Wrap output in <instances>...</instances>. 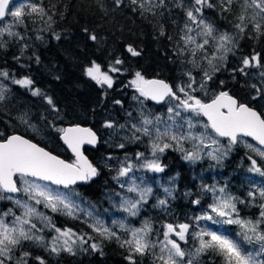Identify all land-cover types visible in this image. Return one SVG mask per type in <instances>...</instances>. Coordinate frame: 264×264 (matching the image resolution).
<instances>
[{
	"label": "trees",
	"instance_id": "1",
	"mask_svg": "<svg viewBox=\"0 0 264 264\" xmlns=\"http://www.w3.org/2000/svg\"><path fill=\"white\" fill-rule=\"evenodd\" d=\"M28 1L29 4L36 3L42 6L46 15L25 16L23 25L16 24L17 33L23 37L22 39L6 34L1 38L0 68L6 70L12 77L26 75L33 84L26 88L10 81L12 84L10 98L5 105H0V138L17 131L69 158L71 154L61 142L58 130L67 123L90 124L100 137L96 146L86 145L84 150L97 166V175L69 188H76L81 196L96 202L98 210L101 209L102 213L109 208L104 202L105 190L111 188L115 190L117 185L109 178L107 165L101 162V155L106 150L100 131L103 127L101 121L107 117L109 111L118 112L116 101L126 99L130 91V87L126 86L128 77L137 72L145 78L159 76L165 78L176 89L175 84L187 78L189 73L196 74L195 77L203 74L201 68L203 65L192 62L195 57L183 48L181 23L185 12L176 6L177 0H164L163 5L159 4L160 0H137L136 4H133L132 0H121L120 4H117L116 0ZM150 2L151 7H146L145 5ZM210 2L214 7L206 8L205 12L219 27L232 32L238 38L239 45L237 53L228 55L218 70L208 72L212 78L207 81L210 87L233 93L239 101L257 107L264 115L256 99L240 86L243 84L244 74L239 71L240 62L243 61L240 59L242 54L249 59L258 54L261 67L264 69V25L258 32L253 26L254 22L246 21L247 27L241 32L235 27V24L240 23L237 17L242 12L241 0H236L231 10L227 12L221 10L220 0ZM141 3L144 4L143 8L140 7ZM24 5L27 11L28 3ZM251 15L249 11L248 16ZM93 35L96 37L95 40L91 39ZM129 47L139 55L133 56L128 51ZM116 59L123 63L115 65ZM93 61L100 64L102 70H108L110 65L120 69L119 72H110L114 77L111 88L107 85H98L86 75V69ZM35 89H39L41 94L33 95L32 91ZM212 96L200 99L207 100ZM48 98L53 102L51 105L47 102ZM148 100L150 104L161 105L167 99L160 103ZM7 108H13V112H7L5 110ZM24 110L27 112V119L37 120L41 125L39 126L41 131L50 133L51 139L57 140L56 144L40 138L22 123L18 113L22 114ZM180 154L174 150L163 156L166 172L175 170L178 174L176 193L164 207L158 206L152 197L148 198L142 203L137 215L140 222L149 221L159 228L160 232L167 223L191 224L194 221L192 215L199 205L193 203L196 198L191 193L195 192L204 174L206 179L213 178L214 173L228 181L237 180L235 176L237 172L231 174L229 171L230 167L234 166V160H237L236 152L229 158L232 164L227 162L228 168L222 172L210 170V175L206 172L203 175L200 173L201 162L192 167V164H188ZM194 173L198 174L199 180ZM230 188L236 191L232 184ZM185 189H190L191 195L184 193ZM199 197L204 198L202 200L204 202L207 196L200 194ZM51 213L55 220H60L59 223L82 228L77 219L64 214L60 216L59 212ZM132 221L136 222V216ZM84 223L88 232L95 233L92 232L89 223ZM155 227L153 231L157 230ZM112 231L115 232V229ZM117 235L120 240L108 239L96 232L93 239L99 243L98 250L89 248L72 252L61 251L58 255H53L45 248L27 241V249L31 253L29 264H39L36 257L42 258L44 264H130L127 259L129 250L127 246H121L123 240L128 238L122 232ZM196 243L189 238V242L187 244L182 242V246L187 249ZM153 252L158 253L156 249H150L142 256L136 254L134 258L137 264H159L154 259ZM199 260L207 264L222 261L212 252L202 254L198 258V264H201Z\"/></svg>",
	"mask_w": 264,
	"mask_h": 264
},
{
	"label": "snow or ice",
	"instance_id": "2",
	"mask_svg": "<svg viewBox=\"0 0 264 264\" xmlns=\"http://www.w3.org/2000/svg\"><path fill=\"white\" fill-rule=\"evenodd\" d=\"M235 2L236 0H220L221 10L224 12L230 11ZM116 3L120 4L121 0H116ZM132 3L136 4L137 0H132ZM11 4L12 0H0V21L10 15L14 18L15 24L23 25L25 16L35 14L43 17L46 15L45 9L36 3L28 4L27 11H25L23 3L16 5L14 9L10 7ZM160 4L163 5L164 0H160ZM176 6L184 10L187 21L190 22L184 26L186 31L182 39L185 45H195L190 50L193 56L196 55L197 51L205 52L206 46L212 41L218 42L217 51H231L227 45L232 43V37L226 32L220 34L219 37L214 36L215 29L213 25L204 19V10L214 7L210 0H190L188 5L180 0V3ZM140 7L143 8L144 4L141 3ZM241 7L242 12L237 17L240 23L235 24V27L243 32L247 27L246 21L254 22L253 26L259 32L262 25H264V0H242ZM249 10L252 12L250 17L248 16ZM191 25L196 27L193 28ZM11 28L12 25L0 27V37L6 34L9 37L23 38L19 33L13 32ZM197 29H200V31H197ZM192 33H195V35ZM197 37H201L202 42H197ZM91 39L95 40L96 37L93 35ZM128 51L133 56L139 55L132 47H129ZM122 63L123 61L120 59L115 60V65ZM208 63L211 65L212 60L209 59ZM242 63L243 67L239 69L241 73H245V69L248 67H261L258 54L252 56L251 59L248 57L243 58ZM115 65H110L108 71H103L101 65L93 61L91 66L86 69V75L98 85H107L111 88L113 78L109 75V72L120 71ZM188 75L190 82L178 86L176 89L163 80H145L139 72L135 74V79L130 82V86L134 87L141 97L157 103L167 99L169 103L167 119L171 121V123H168L162 120L160 116H156L153 120L141 113L143 117L142 126L137 127L134 124L133 128L137 132L142 131L145 136L153 137L154 134V139L151 143L152 159H147L144 153H137V160L142 161L139 167L152 172L164 171V166L159 162L157 154L173 147V144L163 142L164 138L173 141L175 146L182 152L185 151L183 141H198V145H193L195 150L186 152L183 157L185 160L195 161L201 158V146L212 149L207 152L209 157L214 160L220 159L217 153L221 152V148L218 146L219 141L215 137L228 138L229 148L240 142L241 136L251 137L261 147H255L252 144H247L246 147L264 160V116L247 105L239 103L227 92H220L210 102H204L193 95V92L196 91L193 87L195 78L190 73ZM260 75L264 77V72H261ZM0 76L7 78L9 73L6 71L0 72ZM204 76L209 80L212 78L208 72H205ZM12 82L26 88H30L33 84V81L29 78L15 79ZM200 87L203 88V85ZM32 94L40 95L41 93L39 89H35ZM3 99L4 86L0 84V100ZM173 101H175L174 104ZM47 102L50 105L53 103L51 98H48ZM181 110L192 113L197 117H206L207 123L203 125L205 132L193 135L191 129L195 125L190 118L185 120L189 131L186 134L180 132L183 125L177 123L176 118L184 119L181 117ZM20 119L27 123L23 117ZM112 126L111 123L106 124V127ZM209 129L215 136L209 133ZM60 131L63 133L64 143L75 154L76 160L74 163L58 158L20 135H11L0 140V200L11 201L16 208L22 210L19 215L11 208L0 213V264H6V262L8 264H29L31 253L23 251L16 255V250L21 248L25 241L43 244L44 238L36 234L37 231H42V229H37V224L33 222L34 219L39 220L45 226L51 227L57 233L51 242L50 250L53 253H59L61 250L72 252V246L77 241L81 244H88L91 239L89 237L86 240L82 235L77 236L71 229L61 230L55 227L51 219L39 212L36 207V205L43 204L45 208H50L53 212L60 210L62 207L68 216H74L76 210L86 211L79 208V205L71 199L72 196L77 195L76 193L71 190L68 193L54 191L50 185H62L65 189H69V186L75 185L78 181H87L97 175V169L88 162L81 152V145L84 143L94 144L96 136L90 129L79 127L60 129ZM213 145H217V147L212 148ZM119 147L123 148L124 145L121 144ZM223 154H226V152ZM248 159L251 162L248 171L264 177V169L258 165L257 160L253 159L252 156H249ZM125 160H127V157ZM135 167L136 165L132 163L124 164L118 169V175L114 179L129 177ZM17 178L20 183H18ZM130 179L131 183L128 184L127 191L138 194V199L124 198L119 207L129 216L135 217L139 214L142 203L146 202L152 194V188L148 186L141 187L136 183L135 177ZM41 181L45 183H41ZM121 187H125L124 182L121 183ZM206 191L213 193V202L208 205L210 212L205 211L202 215L193 217L196 227L199 228L198 231H190L192 225L189 223L175 225L167 223L163 225L162 232H157V237L162 235L163 238L153 241L150 239L153 228L148 221H145L142 227L129 228L123 220H114L113 224L115 226L125 232H130L131 238L123 240L121 244L122 247L127 246L129 250L130 254L127 259L130 264H137L134 258L136 254L142 256L150 249H158V253L153 252V255L159 264H198V258L209 252L219 256L223 264H264V203L259 205L261 211L257 219H244L240 217L237 208V203H244L243 200L226 193L223 187L218 190L214 187H206ZM21 192L24 193L27 200H22L13 195ZM164 192L169 196L171 195L169 188H164ZM257 195L261 200H264V187H257L256 191L248 192V196L253 201H255ZM29 201H34V204L29 203ZM193 203L199 204L200 200H194ZM166 205V199L158 200V206L164 207ZM86 214L92 216L91 212H86ZM7 217H12V219L9 221L6 219ZM200 221H210L211 224L219 226L234 224L239 226L240 231L235 234L236 238H233L226 230H212L207 226H201ZM89 227L100 236L120 240L117 233L106 227L100 219H95V223L90 224ZM74 237L75 239H73ZM189 237L198 244L194 252L186 251L181 246V242L184 244L189 242ZM90 247L92 250H98L99 246L92 243ZM36 259L39 260V264H44L42 258L36 257Z\"/></svg>",
	"mask_w": 264,
	"mask_h": 264
},
{
	"label": "rangeland",
	"instance_id": "3",
	"mask_svg": "<svg viewBox=\"0 0 264 264\" xmlns=\"http://www.w3.org/2000/svg\"><path fill=\"white\" fill-rule=\"evenodd\" d=\"M178 3H180V0H177ZM242 2V0H241ZM25 4L28 3V0H14L12 1V4L10 5L11 8L14 9L16 5L19 4ZM156 2H154L155 4ZM183 3L185 5H188L190 2L187 0H183ZM152 2L146 4V7H151ZM160 4V3H159ZM184 11V10H183ZM251 12V10H249ZM252 14V12H251ZM250 17V16H249ZM183 22L181 23L182 27V37L185 35V24L190 23L187 21L186 16H182ZM204 19L206 22L210 23L213 25L215 32L214 36L219 37L220 34L222 33H228L232 37V43L227 45L231 49V51L224 52L223 50L217 51V41H212L208 46H206V51L201 52L197 51L196 55L193 56L195 58L192 59V62L198 65H203L201 68H203V74L202 76L195 77L196 74L191 75L192 77L195 78V84L193 85L194 88L196 89L195 92H193V95H196L198 98L205 97V96H212L215 95L216 92H218L221 88L216 89L210 87L208 83V79L205 78L204 73L209 72L210 70L214 71V69H218L221 65V63L226 59L228 55H233L237 53L238 49V38L232 33L227 31L224 28L219 27L216 22L213 21L212 18L208 16V14L204 10ZM9 25H12L11 30L13 32H17L18 29L15 27L16 24L14 23V18L11 17L10 15L6 16L3 21H0V27H7ZM193 28H195V25H191ZM197 31H200V29H197ZM195 35V33H192ZM2 37H0L1 40ZM197 42H202L201 37H197ZM182 44L183 48L187 53L191 54V49L195 47V45L188 44L185 45L184 40L182 39ZM201 59L198 60L197 58ZM215 57V58H214ZM223 57V59H221ZM245 58L243 54L240 56V59L243 60ZM212 60V64L210 65L208 63V60ZM241 68L243 67V63L240 62L239 65ZM6 70L0 68V72H4ZM103 71H108V70H103ZM7 72V71H6ZM261 72H264V69L262 67H248L245 69L244 74V79H243V84H240V86L244 87L247 91L248 94L256 99L258 102L260 108L264 111V77L260 75ZM109 75L112 76L113 80L114 77L113 75L109 72ZM23 78H28V76H17V77H12L9 75L7 78L0 76V84L4 86V99L0 100V105H5L7 101L10 98L9 92L10 88L12 87V84L10 81H13L15 79H23ZM145 78V77H144ZM147 78V77H146ZM135 79V74L130 75L128 77V80L126 81V86L128 85L130 87V91L127 93V97L125 100L119 99L118 105V112L115 111H109L107 114V117L101 121V124L103 127L101 128V135H102V140L105 145V152L101 155V162L103 164L107 165V169L109 170V178L112 180L114 184H116V189H106L104 193V202L109 205V208L107 211H104L100 213L101 209L98 210L96 202L90 201L83 196L80 195V192L76 188H69L65 189L62 185L57 186V185H50V187L54 191H59L63 193H68L69 190L72 192L76 193L77 195H74L71 197V199L79 205V208L85 209L86 211H75L74 216H70L73 219H77L78 223L82 225V228L75 227L73 225L67 224V223H59L60 220H55L52 216L53 212L50 208H45L43 204L41 205H36L37 209L39 212L43 213L47 217L51 219L52 224L60 228L61 230L65 229H71L74 233H76L77 236H84V238L87 240L89 237L91 239L89 240L88 244H81L79 241H77L73 246V250H78V249H89L90 244L95 243L99 245V243L93 239V236L96 235L95 233L88 232V228L86 227L87 225L84 222H87L90 224L95 223V219H100L104 222L106 227H109L110 229H115L116 233H124L125 236L130 239V232H125L121 230L119 227L115 226L113 224L114 220L120 221L123 220L129 228H139L143 226V222H140L139 218L136 216V222L132 221V216H129L126 212H124L122 209H120V203L122 199L124 198H133V199H138V194L136 193H129L127 191V186L128 184L131 183V177H135L136 183L139 184L141 187L148 186L152 188V194L148 197H152L156 203H158L159 199H166L167 204L168 201H170V198L173 197V195L176 193L177 190V179H178V174L175 170L172 172H166V169H164L163 172H152L144 168H140L139 164L142 163V161L137 160V153H144V156L147 159H152V154H151V143L152 140L154 139V134L153 137L145 136L143 132H137L135 128H133V125L135 124L137 127H141V121H142V115L149 116L151 119H155L156 116H160L162 120L171 123V121H168V107L169 103L166 100L161 105H154L150 104V101L144 97H141L139 95V92L132 86H130V82ZM189 76L187 78H184L183 80H179L178 83L175 84V87L177 88L178 86L186 85L189 83ZM203 85V88L200 86ZM255 86V87H254ZM121 87V86H119ZM122 88V87H121ZM182 95V94H181ZM173 104L175 101L172 102ZM114 108V107H113ZM7 112H13V108L10 109H5ZM21 112V111H20ZM18 117H23L24 120L27 121V123L22 122L24 125L28 127V129L34 131L40 138L47 140L48 142H52L56 144L57 140L54 141L51 139L52 135L48 132H42L41 129L39 128L40 123L37 120L29 121L27 118V112L24 110L21 113H18ZM181 117L184 119H181L180 117L176 118L177 123L182 124L183 127L180 129V132L182 133H187L189 131L187 123H185V120L187 119H192L193 124L195 125L194 128L191 129V132L193 135H199L200 133L205 132V129L203 127L204 124L207 123V120L204 116H195L192 113L184 112L181 110ZM111 123L113 126L112 127H106V124ZM88 124V123H86ZM162 127V125H161ZM63 129V126L60 128ZM60 129L58 130V136L60 133ZM175 130V129H174ZM209 133H211V130H208ZM213 136H215L214 133H211ZM54 135V134H53ZM54 137H56L54 135ZM138 138V139H137ZM219 141V147L221 148V152L217 153L218 156H220L219 160H214L211 157L207 155V152L211 151V148L207 147H200V159H197L195 161H189L185 160L188 164H192L191 166L193 167L194 164L197 162H201V171L202 175L204 172L209 174L210 170H218L219 172L224 171L226 168H228V163L232 164L231 161H229V158L235 155V152L237 153V160H234L235 163L234 166L230 167V173L234 174L237 172L235 175L237 177V180L230 179L229 181L221 176H217L216 174L212 173L214 175L213 178L211 179H206L205 174L202 176V179L199 180L197 177L198 174L194 173L195 177L198 178V187L195 190L193 197L200 200V203L198 204L199 206L196 208L195 213L192 215V217L202 215L205 211H209L208 205L213 202V193L206 191V187H214L217 190L221 187L225 188L226 193L237 197L239 200H243L244 203H237V208L239 210V215L241 218L244 219H252L255 220L259 217V213L261 211L259 205L264 203V200H261L259 196L257 195L255 201L252 200L248 196L249 191H256L257 187H264V177H260L257 173L254 172H249L248 169L251 167V162L248 159L249 156H252L253 159L257 160V163L259 166L264 169V160H262L259 156L256 155V153L252 152L248 147H246L247 144H252L255 147H261L257 144L256 141L253 139L246 137V136H241L240 137V142H238L236 145H232L229 148V142L228 138L226 137H215ZM56 139H58L56 137ZM166 143L173 144V147L166 149L165 152L163 153H158L157 155L159 156V162L163 165V156H165L167 153H171L172 151L176 150L179 151L182 157L186 154V152H192L195 149L193 148L194 144L198 145V141H192V140H185L182 142L183 148L185 151H180L178 147L175 146V143L168 138H164V141ZM207 143V142H206ZM123 144L124 147L121 148L119 145ZM217 147V145H213L212 148ZM226 152V154H223ZM127 157V160L125 158ZM69 159L74 160L73 156H69ZM228 162V163H227ZM126 163H132L136 165L134 168L133 172L129 174V177H121L119 179H114V177H117L118 175V169L123 166ZM164 166V165H163ZM194 170V168H192ZM210 175V174H209ZM32 179V178H29ZM202 180V181H201ZM125 183V187H121V183ZM18 183L19 179H18ZM41 183H45L42 182ZM232 184V187L236 189V191L232 190L230 188ZM71 187V186H69ZM164 188H169L171 190V195H167L164 192ZM187 195L190 194V189H185L183 191ZM200 194L207 196L202 202L204 198L199 197ZM217 194H219L217 192ZM17 198H20L22 200H27V197L24 195L23 192L18 193V194H13ZM147 198V199H148ZM29 203L34 204V201H29ZM143 205V204H142ZM141 205V207H142ZM140 207V208H141ZM9 208L13 209L14 212H16L17 215L22 213L21 209H18L14 206V204L11 201L8 200H0V213L6 212ZM101 208H103L101 206ZM59 212L58 214L62 216V214H65V211L62 209L56 211ZM86 212H91L92 216H89L86 214ZM9 221L12 219V217H7ZM34 223L37 224V229H42V231H37L36 234L39 236H42L44 238L43 244L39 242H34V241H29L30 243L32 242L34 245L40 247V248H45L48 250L50 253L53 255H58L59 253H53L51 252V242L53 237L57 235V233L48 226H45L43 223H41L39 220L34 219ZM149 222V221H148ZM151 223V222H149ZM190 223V222H188ZM193 223V224H192ZM190 225H192V228L190 231H198L199 228L196 227L195 222L193 221ZM201 226H207L212 230H226L229 234L233 236V238H236V233L240 231L239 226L234 225H213L211 224L210 221H200L199 222ZM152 228L154 230V225L151 223ZM156 228V227H155ZM156 231H153V233L150 236V239L155 241L157 239H162V235L157 237V232H160L159 228H156ZM232 232H231V231ZM162 232V231H161ZM191 239V237H189ZM75 239V237L73 238ZM27 241L23 242V245L21 248H18L16 250V255H19L23 251H28L27 249ZM62 243V241H60ZM182 246V242H181ZM198 244L196 245H190L186 249V251H195V247H197ZM183 247V246H182ZM158 251V249H156ZM29 252V251H28ZM212 257V256H211ZM187 259V258H186ZM214 260V258H211ZM201 264H207L203 260H199ZM8 264V262H6ZM217 264H223L222 261L220 263L218 262Z\"/></svg>",
	"mask_w": 264,
	"mask_h": 264
},
{
	"label": "water",
	"instance_id": "4",
	"mask_svg": "<svg viewBox=\"0 0 264 264\" xmlns=\"http://www.w3.org/2000/svg\"><path fill=\"white\" fill-rule=\"evenodd\" d=\"M144 79H145V80H163L165 83H168L170 86H172V85H171V84H170L165 78H163V77H159V76H150V77H147V78H144ZM172 87H173V86H172ZM173 88H174V87H173ZM220 92H227L230 96H232L234 99H236L239 103L247 105L248 107L252 108V109L255 110L256 112H258L259 114H261L262 116H264V115L261 113V111H260L257 107H255V106H253V105H251V104H249V103H247V102H245V101H239L238 98H237L233 93L228 92L227 90H220V91H218L215 95H218ZM215 95H213L211 98H209V99H207V100H203V101H204V102H210L211 99H213ZM152 101H153V100H152ZM154 102H156V101H154ZM205 118H206V117H205ZM206 120H207V118H206ZM76 127L84 128V129H90L93 133H95V136H96V142H95L94 144L84 143L83 145H81V152L83 153L84 157H86V159L88 160V162L91 163V164L93 165V167H95V165L93 164V162H92L91 158L89 157V155L84 151V145H89V146H92V147L96 146V144H97V142H98V140H99V134L97 133V131H96V130H95L90 124L80 123V122L67 123V124L64 125L63 129H67V128H76ZM11 135H20V136L24 137L25 139H28V140H30L31 142L37 144L39 147L44 148L46 151L51 152L53 155L57 156L58 158H60V159H62V160H65L66 162L74 163L75 160H76L75 154L71 151L70 148H68L67 144L64 143V141H63V139H62L63 133H62L61 131H60V133H59V138H60L61 142L65 145V147L68 149V151L73 155L74 160H70L69 158H67V157H65V156H63V155L54 152L53 150L47 148L46 146H44L43 144L39 143V142L36 141L35 139H33V138L27 136L26 134H23V133L17 132V131L10 132V133H8L6 136H4V137L11 136ZM4 137L0 138V140H2ZM249 138H251V137H249ZM251 139H252V138H251ZM254 141H255V140H254ZM17 179H18V178H17ZM83 182H85V181H78L77 183H83ZM77 183H76V184H77Z\"/></svg>",
	"mask_w": 264,
	"mask_h": 264
},
{
	"label": "flooded vegetation",
	"instance_id": "5",
	"mask_svg": "<svg viewBox=\"0 0 264 264\" xmlns=\"http://www.w3.org/2000/svg\"><path fill=\"white\" fill-rule=\"evenodd\" d=\"M102 164V163H101Z\"/></svg>",
	"mask_w": 264,
	"mask_h": 264
}]
</instances>
